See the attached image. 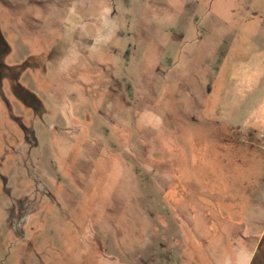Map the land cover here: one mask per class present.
Wrapping results in <instances>:
<instances>
[{"label": "rangeland", "instance_id": "374dc122", "mask_svg": "<svg viewBox=\"0 0 264 264\" xmlns=\"http://www.w3.org/2000/svg\"><path fill=\"white\" fill-rule=\"evenodd\" d=\"M0 264H264V0H0Z\"/></svg>", "mask_w": 264, "mask_h": 264}]
</instances>
